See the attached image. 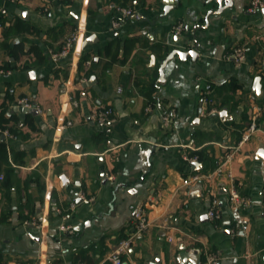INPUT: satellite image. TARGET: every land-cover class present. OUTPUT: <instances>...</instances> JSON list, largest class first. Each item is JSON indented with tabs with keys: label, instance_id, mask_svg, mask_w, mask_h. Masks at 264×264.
Returning a JSON list of instances; mask_svg holds the SVG:
<instances>
[{
	"label": "crops",
	"instance_id": "1",
	"mask_svg": "<svg viewBox=\"0 0 264 264\" xmlns=\"http://www.w3.org/2000/svg\"><path fill=\"white\" fill-rule=\"evenodd\" d=\"M232 1L208 17L225 2L180 0L159 19L170 0H0V264H113L139 205L150 226L123 264H206L210 254L264 264V8ZM118 9L142 20L113 28ZM195 47L196 61L176 56L161 77L169 54ZM25 99L37 116L18 106ZM100 108L113 110L103 129L92 119ZM259 109L261 131L205 178ZM194 176L203 179L186 185ZM232 189L249 207L230 203Z\"/></svg>",
	"mask_w": 264,
	"mask_h": 264
},
{
	"label": "built area",
	"instance_id": "2",
	"mask_svg": "<svg viewBox=\"0 0 264 264\" xmlns=\"http://www.w3.org/2000/svg\"><path fill=\"white\" fill-rule=\"evenodd\" d=\"M9 1H15V0H9ZM56 1H62V0H56ZM264 8V3L261 0H253L250 12L254 13L257 10H261ZM117 15L118 18L113 22L112 27L113 28H119L122 24V22H125L126 20H135V21H141L142 20V15L138 12H135L131 9H118L117 10ZM181 25L178 26L177 32H180L181 30ZM82 34L81 29H76L71 36L66 40L64 50L61 54V57H66L69 53L72 52L74 49L75 45L78 43L80 36ZM230 59H232L237 66H240L244 60H245V55H244V50L243 49H236L233 51V53L230 56ZM264 61V59H263ZM90 65V62L88 63ZM70 103L72 104L73 107H78V103L74 101L73 99L70 98ZM207 103V99H204V104ZM19 107L23 108H30V109H35L37 111L38 108L33 106L32 104L29 103L28 100H21L19 102ZM260 109L258 110L257 113H254L252 116V121L249 126V128L244 132L242 136V140L237 145L236 147L233 148V150L226 156L225 163L222 164L215 172L212 174L206 176L205 178L210 179L215 175H220L223 173V167L225 165H228L234 158L235 154L239 151V149L242 147V145L250 139L252 135L255 133H258L261 131L259 125H258V116L260 113ZM217 111H212V113H216ZM211 113V114H212ZM175 116L174 111L170 112L167 116L164 117L165 124L169 125L171 119ZM92 119L95 121L96 125L100 128L103 129L108 126V124L112 123L114 121L113 119V110L111 108H100L96 110L92 116ZM71 125V122L68 123V126ZM191 161H197V158L191 159ZM113 179V177L111 178ZM203 179L200 176H194L186 180L185 184L186 185H191L192 183H196ZM229 201L230 203L238 208H247L249 207V200L244 198L241 194H239L235 189H232L229 193ZM82 202L84 204H90V200L87 199H82ZM263 204H264V189H263ZM218 206V200L215 199L212 203V207L208 211L207 215L211 220H218L220 219L221 215L220 212L217 209ZM71 215H67L66 219H70ZM134 231L133 233L126 239L122 240L115 251L110 255L109 260L113 264H123L122 261V256L125 254H128V252L131 250L132 245L134 240L136 239L138 234H142L146 232L150 226L148 218H147V212L145 209V206L139 205L135 212H134ZM74 228L71 225H64L62 227V232L65 234H73ZM206 264H220V258L216 254H210L208 257V262Z\"/></svg>",
	"mask_w": 264,
	"mask_h": 264
},
{
	"label": "water",
	"instance_id": "3",
	"mask_svg": "<svg viewBox=\"0 0 264 264\" xmlns=\"http://www.w3.org/2000/svg\"><path fill=\"white\" fill-rule=\"evenodd\" d=\"M212 1H216L218 4H221L222 2H225V5H222L217 11H211L208 13V17L211 15H218L221 14L225 9H231L233 7V1L232 0H212ZM180 3V0H170V2H166V6L164 8V13L162 15H160L159 19H164L172 10L175 9L176 6L174 5H178ZM23 16L26 18L28 13L27 12H22ZM208 24V21H207ZM202 28V26H201ZM94 36L87 38L85 45L87 44H93V40H94ZM194 42L196 43V41L194 40ZM197 44V43H196ZM198 47L192 48L190 50L187 51H182V50H174L171 54L168 55V57L165 59V61L163 62L161 68H160V75L161 77H163L164 73V68L166 67L167 63H169L174 57L178 56L179 60L182 62H186L189 58H192L194 61H196L199 58V54H198ZM92 82L90 81L88 84L85 85L86 86H91ZM23 112L25 114L30 113L34 116L38 115V111L33 109V110H28V108H23L22 109ZM221 116L223 117L224 114H221ZM152 154V151L149 152V155ZM199 165V164H197ZM76 198L78 199V196H76ZM78 202H82V200L78 199Z\"/></svg>",
	"mask_w": 264,
	"mask_h": 264
},
{
	"label": "trees",
	"instance_id": "4",
	"mask_svg": "<svg viewBox=\"0 0 264 264\" xmlns=\"http://www.w3.org/2000/svg\"><path fill=\"white\" fill-rule=\"evenodd\" d=\"M24 30H25V31H28V32H33V31H34V29H32L31 26H27V27H25Z\"/></svg>",
	"mask_w": 264,
	"mask_h": 264
}]
</instances>
